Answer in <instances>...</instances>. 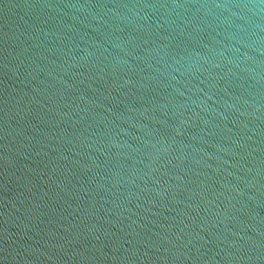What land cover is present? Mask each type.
Listing matches in <instances>:
<instances>
[{"label": "water", "instance_id": "water-1", "mask_svg": "<svg viewBox=\"0 0 264 264\" xmlns=\"http://www.w3.org/2000/svg\"><path fill=\"white\" fill-rule=\"evenodd\" d=\"M0 264H264V0H0Z\"/></svg>", "mask_w": 264, "mask_h": 264}]
</instances>
